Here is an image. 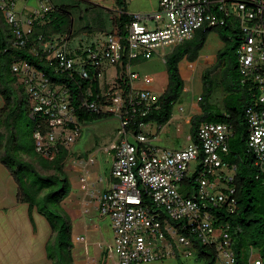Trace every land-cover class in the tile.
<instances>
[{"label": "built area", "instance_id": "obj_1", "mask_svg": "<svg viewBox=\"0 0 264 264\" xmlns=\"http://www.w3.org/2000/svg\"><path fill=\"white\" fill-rule=\"evenodd\" d=\"M16 1L0 0V9L14 27L12 45L24 47L37 16L52 10L54 5L41 0L43 11L25 14V10L17 11ZM160 8L151 15L133 14L134 20L127 28V47L117 28L106 32V41L101 47L88 46L85 54L73 55L69 38L60 34H54L42 47L54 58L61 71L70 75L78 73L85 78L90 76L86 66L91 65L101 80L105 77V91L91 98L94 91L88 90L79 108L116 115L122 122L120 139L113 145V182L99 197L100 211L111 218L115 232L118 257L110 264H146L176 253L179 244L190 245V238L180 234L172 221H181L183 227L197 233L204 243L216 245L215 264H237L230 225L217 227L208 209L209 205H227L232 211L236 207V199L231 196L235 188L222 185L233 179L235 171L223 160L229 152L232 125L204 122L197 133L198 142L190 135V142L184 147L162 146L158 143L161 126L136 117L146 115L159 96L150 88L136 85L141 76L131 69L130 62L121 70L126 78L122 82L117 80L121 75L119 68L115 78L108 80L105 67L108 63L117 65L125 49L130 59L150 58L159 48L176 46L191 38L205 23L210 26L225 24L228 18H236L242 30L237 48L239 67L259 87V105L247 110L248 147L255 155V164L264 174V0H160ZM147 17L164 23L150 26L145 22ZM12 68L27 87L30 108L42 117L34 127L36 150L52 159L59 142L69 148L83 130V122L78 119L76 107L71 103L70 91L63 85H54L44 72L28 61L14 62ZM44 125L48 127L45 131L42 130ZM130 137L137 144L131 142ZM193 161H197V166L192 171ZM223 166L230 171H221ZM195 173H198L195 177L196 195L189 197L180 186ZM144 193L161 212H154L144 201ZM162 215L168 218L161 219ZM249 264H264V260L261 256L251 255Z\"/></svg>", "mask_w": 264, "mask_h": 264}, {"label": "trees", "instance_id": "obj_2", "mask_svg": "<svg viewBox=\"0 0 264 264\" xmlns=\"http://www.w3.org/2000/svg\"><path fill=\"white\" fill-rule=\"evenodd\" d=\"M115 7L119 15L115 17L114 22L124 46L127 47V28L128 24L134 20V15L128 13L127 0H115ZM83 17L81 15L80 19ZM98 18L99 16L95 17V19ZM98 20L94 26L84 25L80 30H76V18L71 12V6H54L52 10L37 16L32 31L28 35V44L24 47H15L12 45L15 35L14 27L7 22L0 9V93L5 101L0 109V158L18 181V199L29 204V215L33 223L35 224L34 208L47 218L52 235L46 245L48 256L54 264H75L72 253V221L62 205V200L70 191L68 175L64 169L69 149L59 142L57 153L52 159L44 157L36 150L34 127L42 121V117L30 108L27 87L13 71L12 65L14 62L28 61L44 72L54 85L67 87L70 91L71 103L76 107V113L81 122L110 116L79 108L88 90L94 91L91 98H96L99 92L102 93V83L97 70L87 65L90 71L89 77H81L78 73L70 75L66 71L59 70L54 58L52 59L50 53L42 47L54 34L66 36L70 40L80 31L89 34L97 29L106 31L107 26L104 21L100 18ZM212 31L219 33L225 45L218 51L216 63L203 73L204 90L201 98L203 107L200 113L191 117L190 135L195 142H198L197 133L204 122H227L232 125L229 152L223 156V160L235 168L233 179L227 184L235 188L231 196L236 199V207L232 211L227 205H209L208 209L217 227L222 224L230 225L231 245L237 257V264H249V258L253 255L252 251L257 252V256H261L264 260V174L255 164V155L249 151L248 147L250 130L247 110L259 105V87L258 83L251 77L245 76L239 67L237 48L242 30L237 19L230 17L225 24L212 26L205 23L195 30L191 38L177 44L167 53L165 56L169 75L167 88L146 115H136V117L156 122L160 126L170 120L173 106L180 99L185 83L179 63L184 57H188L191 61L198 59ZM40 36L41 39H39ZM81 52L78 50V53L81 54ZM73 55L76 56V54ZM140 60L142 59H130L125 49L117 66L123 70L127 63L134 64ZM124 79H126L125 72L122 71L117 80L122 82ZM216 91H222L225 94L222 108L210 101ZM23 105H26L27 113L31 115L27 130L31 141L30 147L26 146L25 141H19L16 119L13 120L16 112ZM47 128L44 125L42 130L45 131ZM197 174L181 183L180 189L186 196L195 197ZM144 197V201L152 207L154 212H161V209L148 199L146 194ZM164 218L168 217L162 215L161 219ZM172 223L178 228L180 234L190 238L191 247L204 264L216 263L218 256L216 245L204 243L197 233L192 232L188 227H183L181 221H172Z\"/></svg>", "mask_w": 264, "mask_h": 264}, {"label": "crops", "instance_id": "obj_3", "mask_svg": "<svg viewBox=\"0 0 264 264\" xmlns=\"http://www.w3.org/2000/svg\"><path fill=\"white\" fill-rule=\"evenodd\" d=\"M148 1H150V6L145 8L134 6L127 0L128 13L151 15L161 10L160 0ZM111 9L117 16L119 15L115 2ZM145 22L150 26L164 23L163 20L158 22L148 17ZM167 53L169 52L163 53L164 58ZM205 57L211 58L212 55ZM201 58L200 51L195 61L189 60L188 57L180 61L179 68L184 80L191 78ZM141 59L146 58L141 57ZM138 73L141 79L136 80V85L151 89V78L144 79L141 73ZM219 92L222 93L221 103L217 101L218 99L211 103L222 108L225 94L222 91ZM4 103V97L0 93V109ZM209 105L207 102V106ZM197 113H200V109L192 108L186 118H191ZM162 128L163 125L159 128V133ZM120 129L121 127L118 129L119 133L116 138L106 145L105 149L109 157L105 161L98 159L99 152L95 147L85 151H73L71 147L68 148L69 155L64 169L68 175L70 191L62 200V205L72 221V253L75 264H109L118 257L115 251V232L112 220L101 213L99 197L110 188L113 182L112 167L115 159L113 145L120 139ZM81 137L82 133L78 139ZM18 193V181L0 158V264H54L48 256L46 245L52 235L47 218L34 208V224L29 215V204L20 201ZM175 255H179V248L176 249Z\"/></svg>", "mask_w": 264, "mask_h": 264}, {"label": "rangeland", "instance_id": "obj_4", "mask_svg": "<svg viewBox=\"0 0 264 264\" xmlns=\"http://www.w3.org/2000/svg\"><path fill=\"white\" fill-rule=\"evenodd\" d=\"M134 6H141L148 8L150 1L148 0H128ZM114 0H44L45 4H53L55 7L63 5H70L71 12L76 18L75 28L80 30L84 25L94 26L102 19L107 26L106 31L116 29L115 25V11L111 8ZM43 3L41 0H17V11L25 10V14L35 12L36 10L43 11ZM148 13V12H145ZM38 15V13H35ZM141 14V13H138ZM84 17L80 19V16ZM142 15V14H141ZM145 15V14H143ZM95 19V17H98ZM152 26V25H151ZM106 31L97 29L91 34L85 31H78L69 40V49L73 54H77L78 50L84 52L88 46L97 45L101 47L106 41ZM225 45V42L220 37L217 31H212L201 50L202 58L195 67L193 74L189 80H184V89L180 99L173 106V114L170 120L163 125L158 135L159 144L169 148H181L186 146L189 142L191 134L192 122L191 118H186L192 108L202 109L201 98L204 90L203 73L207 68L212 67L217 61L218 51ZM175 45H168L166 48H160L150 58H146L135 62L131 65L132 70L141 73L144 79L152 80V92L160 96L167 88L169 82V75L167 63L163 57L164 52H170ZM207 58L205 56H210ZM79 57V56H78ZM106 77L108 80H113L118 73V66L110 64L105 67ZM119 72H122L121 70ZM102 92L105 91V77L101 80ZM222 93L216 91L210 101H217L221 103ZM204 101H202L203 103ZM16 119L17 133L19 141L24 142L27 147H30L31 141L28 138L27 130L31 121V115L27 113L26 105H23L17 112L13 120ZM122 127L121 119L116 115H110L98 118L91 121L83 122L82 137L71 142L70 146L73 151H85L88 148L95 147L99 152V158L105 161L109 157L108 151L105 149L106 145L118 135V129ZM3 131L4 128H3ZM97 143V145H95ZM197 161L192 162L191 170H195ZM221 171L229 172L227 166H223ZM224 187L228 184L222 183ZM10 201V200H9ZM72 235V232H71ZM179 255L175 253L157 259L146 264H204L198 257L196 251L187 244H179ZM253 257L257 256V252L252 251ZM110 264V263H109Z\"/></svg>", "mask_w": 264, "mask_h": 264}, {"label": "water", "instance_id": "obj_5", "mask_svg": "<svg viewBox=\"0 0 264 264\" xmlns=\"http://www.w3.org/2000/svg\"><path fill=\"white\" fill-rule=\"evenodd\" d=\"M130 141L137 144V142L135 141L133 137H130Z\"/></svg>", "mask_w": 264, "mask_h": 264}]
</instances>
